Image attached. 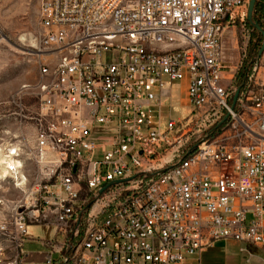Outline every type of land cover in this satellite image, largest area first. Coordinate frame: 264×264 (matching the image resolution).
Listing matches in <instances>:
<instances>
[{
	"label": "built area",
	"instance_id": "2783aa9c",
	"mask_svg": "<svg viewBox=\"0 0 264 264\" xmlns=\"http://www.w3.org/2000/svg\"><path fill=\"white\" fill-rule=\"evenodd\" d=\"M248 2L39 0L38 75L17 93L36 99L26 156L37 172L12 215L20 243L27 223L53 224L62 239L42 240L46 264H189L194 254L200 264L214 240L232 238L260 248L264 264V48L235 82ZM259 19L264 32V0ZM235 24L240 52L228 65L222 32ZM174 81L192 119L162 132L149 106L159 112ZM3 152L20 176L21 145Z\"/></svg>",
	"mask_w": 264,
	"mask_h": 264
},
{
	"label": "rangeland",
	"instance_id": "374dc122",
	"mask_svg": "<svg viewBox=\"0 0 264 264\" xmlns=\"http://www.w3.org/2000/svg\"><path fill=\"white\" fill-rule=\"evenodd\" d=\"M38 7L39 0H0V153L3 154V147L18 142L24 152V168L23 173L19 171L20 176L15 174V178L16 181H19L18 177L22 181L27 180L26 186L22 183L16 186L8 176L0 179V264H45L43 260L26 261L25 251L42 252V240L56 242L62 239L53 224L27 223V237L20 243L12 221L16 207L26 197L27 188L37 172L36 164L26 156L34 135L33 124L26 119V115L34 109L36 99L18 97L17 93L21 85L33 81L38 75L34 53L39 34ZM242 31L239 24L223 29V58L228 65H234L238 60ZM162 92L160 111L155 105L149 106L152 127L159 122L161 131L165 132L170 119H181L184 124L192 119V109L181 105L182 93L178 81L165 87ZM247 256L251 258L250 264H263L260 260L263 252L257 246L232 238H221L206 248L200 262L247 264ZM197 261L196 254L185 260L189 264H197Z\"/></svg>",
	"mask_w": 264,
	"mask_h": 264
},
{
	"label": "trees",
	"instance_id": "16d2710c",
	"mask_svg": "<svg viewBox=\"0 0 264 264\" xmlns=\"http://www.w3.org/2000/svg\"><path fill=\"white\" fill-rule=\"evenodd\" d=\"M261 8V0H256L252 12V18L262 27V22L259 19V11ZM247 24L249 22L247 21ZM262 43V36L259 31H257L255 28L252 27L249 42L247 44L246 48V56L242 60V64L237 72L236 76V84L240 86L246 77V74L252 64V62L258 57V51ZM27 260L26 261H32V258L28 257V255H25Z\"/></svg>",
	"mask_w": 264,
	"mask_h": 264
},
{
	"label": "bare ground",
	"instance_id": "6f19581e",
	"mask_svg": "<svg viewBox=\"0 0 264 264\" xmlns=\"http://www.w3.org/2000/svg\"><path fill=\"white\" fill-rule=\"evenodd\" d=\"M15 164L19 167L21 162L19 160L14 161L11 158H7L6 155H4V152L3 154L0 153V179H3L4 177H7L9 175H13L15 177L16 171L10 170L15 167ZM18 179L19 181H16V184L21 185L22 183L23 185L25 180L22 181L20 177H18Z\"/></svg>",
	"mask_w": 264,
	"mask_h": 264
},
{
	"label": "water",
	"instance_id": "95a60500",
	"mask_svg": "<svg viewBox=\"0 0 264 264\" xmlns=\"http://www.w3.org/2000/svg\"><path fill=\"white\" fill-rule=\"evenodd\" d=\"M255 2H256V0H249L248 7H247V16H246V19H247V21L249 22V24L253 28H255L257 31H259L261 33L262 43H261V46H260L259 51H258V55H260L262 53V51H263V48H264V32H263L262 28L260 27V25L252 18V12H253V8H254ZM236 94H235V96L233 98V101L236 98ZM109 185H110V183H109ZM104 189H105V187H103L100 190V192H102Z\"/></svg>",
	"mask_w": 264,
	"mask_h": 264
},
{
	"label": "crops",
	"instance_id": "0c3cea01",
	"mask_svg": "<svg viewBox=\"0 0 264 264\" xmlns=\"http://www.w3.org/2000/svg\"><path fill=\"white\" fill-rule=\"evenodd\" d=\"M222 58L225 57V51L223 50V43H222V52H221ZM224 59V58H223ZM225 60V59H224ZM32 240V239H31ZM23 250V249H22ZM25 251V250H24ZM206 250H204L201 255L205 252ZM25 255H28V257L32 258V261H44L46 264V259H47V249L44 247V250H42V252H38V251H25ZM53 257H56V254L53 255ZM201 257V256H200ZM261 260V259H260ZM201 261V259H200ZM251 263V262H250ZM201 264V262H200Z\"/></svg>",
	"mask_w": 264,
	"mask_h": 264
}]
</instances>
